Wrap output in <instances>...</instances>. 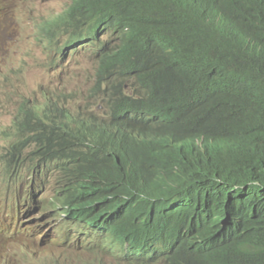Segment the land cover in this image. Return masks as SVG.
I'll use <instances>...</instances> for the list:
<instances>
[{"label":"trees","instance_id":"trees-1","mask_svg":"<svg viewBox=\"0 0 264 264\" xmlns=\"http://www.w3.org/2000/svg\"><path fill=\"white\" fill-rule=\"evenodd\" d=\"M255 1L71 0L44 28L96 44L109 117L47 130L24 106L4 133L16 140L0 197L51 177L54 206L131 256L264 264V19L243 8Z\"/></svg>","mask_w":264,"mask_h":264},{"label":"clouds","instance_id":"clouds-1","mask_svg":"<svg viewBox=\"0 0 264 264\" xmlns=\"http://www.w3.org/2000/svg\"><path fill=\"white\" fill-rule=\"evenodd\" d=\"M40 1L43 2L44 0ZM70 3L71 0H68L64 9L69 8ZM243 8L250 13L248 15H252L257 19H264V0H256L250 7ZM243 8L240 9L245 12ZM3 9L4 5L0 0V17L2 16ZM60 13L49 17H41L35 23L37 32L34 37L42 43L43 47L51 55L57 58L51 62V66H57L61 70H68L74 65L71 53L72 48L83 43L70 44L72 34L60 33L53 35V32L45 30L44 24L46 20L52 17L55 18ZM109 38V34L104 33L99 38H94L93 40L101 41L102 39ZM84 45L90 48L94 54V72L89 82L77 81L76 88L66 87L61 89L57 86L50 88L45 84H40L37 93L26 94L16 87V81L12 74L3 73L4 71L0 68V91L3 94L0 97V102L2 104L4 103L8 92L15 101V111L11 121L4 123L0 120V163L11 143L16 140L15 137H7L4 133L17 127L18 121L23 118L22 109L24 106L41 107L43 109L38 114L44 120V125L47 130L62 120L70 121L74 117H84L91 113L103 118L109 117L108 110L103 106L102 100L111 88H108L107 81H100L99 79L98 73L100 68L96 44ZM7 51L5 46L0 45V65L11 63ZM6 87L10 89L5 91ZM28 173L25 171L23 176L25 177ZM56 188L53 178L40 177L37 178L33 188L35 195L32 199L14 202L8 205L11 206V209L7 211V207L0 203V241L13 239L14 243L10 251L14 259L17 260L22 254L27 255L26 258H21L18 261L19 264H27L28 259L33 253L32 248L29 247L30 238L34 234L31 232V225L29 223L33 222V220L37 221V223L41 220L44 229L48 227L52 229L51 233H46L42 241H39L42 245L62 242L67 244L69 248L83 249L93 258H100L102 261L101 264H161V259L152 260L148 256L129 255L130 249L128 241L109 237L106 233H101L94 228L93 223L89 221H77L68 212L64 214L61 209L52 204ZM5 200L4 202L11 201V195L9 193L5 194ZM42 201H47L53 207L49 204H44ZM33 206H35L36 212L33 211ZM105 256L110 257L112 261L104 262Z\"/></svg>","mask_w":264,"mask_h":264},{"label":"rangeland","instance_id":"rangeland-1","mask_svg":"<svg viewBox=\"0 0 264 264\" xmlns=\"http://www.w3.org/2000/svg\"><path fill=\"white\" fill-rule=\"evenodd\" d=\"M4 9L0 17V45L8 50L7 55L11 63L0 65L3 73L12 74L16 87L26 94H35L40 84L48 87L57 86L61 89L66 87L76 88L77 81L89 82L94 72V54L92 50L84 44H79L71 50L74 65L66 70H61L57 66H51V62L57 58L51 55L36 40L35 33L37 23L41 17H49L60 13L67 5L68 0H1ZM39 37V34H38ZM5 91L10 88L6 87ZM0 91V97H2ZM2 105V106H1ZM0 120L9 123L15 111L14 98L9 94L4 103L0 102ZM25 184L18 188L19 195L7 191L11 195L10 202H4L5 192L0 197V203L4 204L6 211L11 209L8 206L14 202L30 200L33 196L26 195ZM2 200V201H1ZM33 211L36 212L35 206ZM37 216V215H36ZM38 217V216H37ZM46 219V218H45ZM44 219V220H45ZM31 225V240L29 247L33 253L27 264H101L100 258H93L83 249L69 248L67 244L58 242L42 245L46 233H51V227L44 229L42 221L37 223L33 220ZM42 237V238H41ZM14 243L13 239L0 241V264H19L21 258H26V254L20 255L17 260L11 255L10 248ZM104 262H111L110 257L105 256Z\"/></svg>","mask_w":264,"mask_h":264},{"label":"bare ground","instance_id":"bare-ground-1","mask_svg":"<svg viewBox=\"0 0 264 264\" xmlns=\"http://www.w3.org/2000/svg\"><path fill=\"white\" fill-rule=\"evenodd\" d=\"M105 23V22H104ZM104 25V24H103Z\"/></svg>","mask_w":264,"mask_h":264}]
</instances>
